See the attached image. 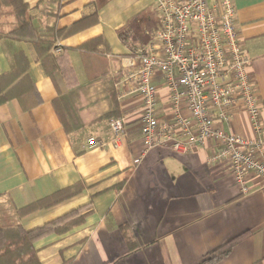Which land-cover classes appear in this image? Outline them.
<instances>
[{"label": "crops", "instance_id": "obj_1", "mask_svg": "<svg viewBox=\"0 0 264 264\" xmlns=\"http://www.w3.org/2000/svg\"><path fill=\"white\" fill-rule=\"evenodd\" d=\"M24 1L32 21L0 40V77L20 69L35 91L0 104V201L23 207L81 184L78 194L21 222L30 230L83 206L88 213L81 225L35 242L41 263L210 264L204 260L212 250L246 234L216 264H264V181L250 175V191L243 193L228 160L209 161L216 148L212 141L183 154L170 145L144 152L142 100L120 97L134 49L153 40L125 42L119 31L157 9L156 0ZM233 3L264 123V0ZM50 28H75L57 38L53 52L69 58L74 87L61 72L50 74L46 64H51L37 50L35 41ZM98 37L99 52L83 48ZM155 83L158 116L165 121L173 114L170 95L160 74ZM117 108L128 134L115 146L112 118L103 116ZM232 114L226 129L252 138L248 113ZM92 136L106 144L88 148Z\"/></svg>", "mask_w": 264, "mask_h": 264}, {"label": "built area", "instance_id": "obj_2", "mask_svg": "<svg viewBox=\"0 0 264 264\" xmlns=\"http://www.w3.org/2000/svg\"><path fill=\"white\" fill-rule=\"evenodd\" d=\"M156 5L161 26L149 46L134 49L120 82V97L138 95L142 100L144 152L170 145L183 154L212 141L216 148L209 161L228 160L234 180L246 194L250 175L264 181V123L257 89L247 70L249 59L238 34L233 0H156ZM159 74L173 110L165 121L158 116L155 80ZM234 109L250 116L252 138L226 129ZM110 126L117 146L128 134L125 119L112 118ZM105 144L94 136L87 141L90 149ZM140 161L135 159V163Z\"/></svg>", "mask_w": 264, "mask_h": 264}, {"label": "trees", "instance_id": "obj_3", "mask_svg": "<svg viewBox=\"0 0 264 264\" xmlns=\"http://www.w3.org/2000/svg\"><path fill=\"white\" fill-rule=\"evenodd\" d=\"M9 18L13 20L9 21ZM32 16L29 14L28 4L24 0H0V40L8 36L9 32L29 24ZM161 26V18L157 9H151L133 18L126 27L119 31L123 41L139 42L145 44L150 41L154 33ZM8 27V30H7ZM75 28L57 30L50 28L47 37H39L36 47L50 74L55 71L61 72L67 84L74 87L77 84L74 69L65 55H55V42L58 37L66 36ZM102 37L95 38L86 43L83 48L92 47L93 52L97 50L98 43H102ZM24 71L17 69L0 77V104L8 101L14 96L24 98L27 94L34 93L33 84L28 80ZM18 83L9 88L18 78ZM2 81H4L2 83ZM23 82L24 84H19ZM22 85V87H21ZM19 92V93H18ZM26 92V94H25ZM107 113L103 118H118L119 112ZM82 185L68 187L53 193L43 199H39L23 207H15L10 202L0 201V264H42L35 248V242L51 233H65L85 221L87 212L83 213L87 206L73 209L62 216L33 229H26L21 220L23 217L43 208H48L67 198L78 194ZM246 234H243L212 250L204 260L210 264H216L231 252L236 243L241 241Z\"/></svg>", "mask_w": 264, "mask_h": 264}]
</instances>
